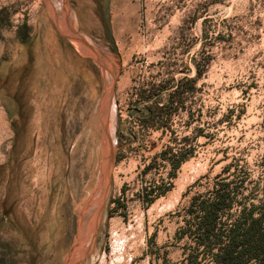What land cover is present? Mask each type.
<instances>
[{
  "label": "rangeland",
  "instance_id": "rangeland-1",
  "mask_svg": "<svg viewBox=\"0 0 264 264\" xmlns=\"http://www.w3.org/2000/svg\"><path fill=\"white\" fill-rule=\"evenodd\" d=\"M79 6L0 0V264L179 261L193 194L229 172L264 183V0ZM47 32L70 54L58 123L35 121L30 90Z\"/></svg>",
  "mask_w": 264,
  "mask_h": 264
},
{
  "label": "trees",
  "instance_id": "trees-1",
  "mask_svg": "<svg viewBox=\"0 0 264 264\" xmlns=\"http://www.w3.org/2000/svg\"><path fill=\"white\" fill-rule=\"evenodd\" d=\"M187 156L168 157L172 175ZM230 174L218 176L207 191L192 195L184 223L175 233L177 240L185 239L183 258L170 264H264V183L243 193V180L229 179ZM155 190L147 191V201L156 198ZM166 190L163 187L160 193Z\"/></svg>",
  "mask_w": 264,
  "mask_h": 264
},
{
  "label": "crops",
  "instance_id": "crops-1",
  "mask_svg": "<svg viewBox=\"0 0 264 264\" xmlns=\"http://www.w3.org/2000/svg\"><path fill=\"white\" fill-rule=\"evenodd\" d=\"M45 36L48 42L53 45L50 46V65L44 62V56L42 55L41 51H36V58L37 61L34 66V74H35V81L33 86L30 90H34L35 92V121L41 122H59L60 114H61V100L66 96V92L68 90V83H69V75L66 72H60L59 69V56L60 53L63 58L70 57V54L63 50L62 48L59 49V38L57 35L53 33H45L42 37ZM57 47V49H56ZM56 52V54L54 53ZM55 54V55H53ZM56 57V61H54L53 65V58ZM16 87L13 89L14 91L19 90L21 92L22 89L17 88L19 83L15 84ZM7 92L5 95L11 102L10 105V112L14 117L16 115H21L22 110H20V105L17 103V97H20V93L16 94L14 91L9 88H4ZM17 118V117H16ZM56 131L58 130V126L56 127ZM53 132V128L51 130Z\"/></svg>",
  "mask_w": 264,
  "mask_h": 264
},
{
  "label": "water",
  "instance_id": "water-1",
  "mask_svg": "<svg viewBox=\"0 0 264 264\" xmlns=\"http://www.w3.org/2000/svg\"><path fill=\"white\" fill-rule=\"evenodd\" d=\"M87 45H89V47L91 48V49H93L94 51H96V49L93 47V45L91 44V43H89V42H87ZM97 52V51H96ZM114 87V85H112V88ZM114 160V153H113V150H112V148H111V150H110V161L112 162ZM110 179H111V174H110V172L108 173V184L110 183ZM96 223H97V221H96Z\"/></svg>",
  "mask_w": 264,
  "mask_h": 264
},
{
  "label": "flooded vegetation",
  "instance_id": "flooded-vegetation-1",
  "mask_svg": "<svg viewBox=\"0 0 264 264\" xmlns=\"http://www.w3.org/2000/svg\"><path fill=\"white\" fill-rule=\"evenodd\" d=\"M71 3L76 7V8H78V11H77V13H81V6H79L80 4H81V0H71ZM101 3H100V1H99V5H100ZM77 18L79 19V17H78V14H77Z\"/></svg>",
  "mask_w": 264,
  "mask_h": 264
},
{
  "label": "bare ground",
  "instance_id": "bare-ground-1",
  "mask_svg": "<svg viewBox=\"0 0 264 264\" xmlns=\"http://www.w3.org/2000/svg\"><path fill=\"white\" fill-rule=\"evenodd\" d=\"M62 3H63V2H62ZM60 4H61V2H60ZM110 117H111L112 119H114V112L111 113ZM108 173H109V172H108ZM101 197H102V196H101ZM92 222H93V221H92ZM80 245H82V243H81Z\"/></svg>",
  "mask_w": 264,
  "mask_h": 264
}]
</instances>
